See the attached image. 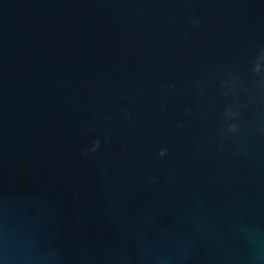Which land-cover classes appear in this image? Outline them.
<instances>
[{"label":"water","instance_id":"water-1","mask_svg":"<svg viewBox=\"0 0 264 264\" xmlns=\"http://www.w3.org/2000/svg\"><path fill=\"white\" fill-rule=\"evenodd\" d=\"M0 264H264V0H0Z\"/></svg>","mask_w":264,"mask_h":264}]
</instances>
